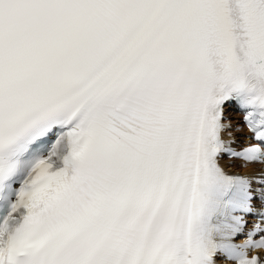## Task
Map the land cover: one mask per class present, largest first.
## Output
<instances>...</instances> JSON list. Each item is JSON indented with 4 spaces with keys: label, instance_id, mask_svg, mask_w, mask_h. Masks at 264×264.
<instances>
[{
    "label": "snow or ice",
    "instance_id": "snow-or-ice-1",
    "mask_svg": "<svg viewBox=\"0 0 264 264\" xmlns=\"http://www.w3.org/2000/svg\"><path fill=\"white\" fill-rule=\"evenodd\" d=\"M225 262L264 264V0H0V264Z\"/></svg>",
    "mask_w": 264,
    "mask_h": 264
},
{
    "label": "bare ground",
    "instance_id": "bare-ground-1",
    "mask_svg": "<svg viewBox=\"0 0 264 264\" xmlns=\"http://www.w3.org/2000/svg\"><path fill=\"white\" fill-rule=\"evenodd\" d=\"M248 168H251V166H248V167L244 168V170H247Z\"/></svg>",
    "mask_w": 264,
    "mask_h": 264
}]
</instances>
